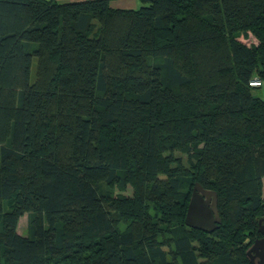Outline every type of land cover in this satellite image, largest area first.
Returning <instances> with one entry per match:
<instances>
[{
	"label": "trees",
	"instance_id": "1",
	"mask_svg": "<svg viewBox=\"0 0 264 264\" xmlns=\"http://www.w3.org/2000/svg\"><path fill=\"white\" fill-rule=\"evenodd\" d=\"M140 2L0 0V264H252L264 0ZM188 183L217 194L211 232Z\"/></svg>",
	"mask_w": 264,
	"mask_h": 264
},
{
	"label": "water",
	"instance_id": "2",
	"mask_svg": "<svg viewBox=\"0 0 264 264\" xmlns=\"http://www.w3.org/2000/svg\"><path fill=\"white\" fill-rule=\"evenodd\" d=\"M264 217L259 219L258 232L262 234L257 237L253 244L248 248L247 255L254 264V257L259 256L258 264H264ZM185 222L187 225L199 228L206 232L213 231L221 223L217 207V194L196 183L189 202Z\"/></svg>",
	"mask_w": 264,
	"mask_h": 264
},
{
	"label": "rangeland",
	"instance_id": "3",
	"mask_svg": "<svg viewBox=\"0 0 264 264\" xmlns=\"http://www.w3.org/2000/svg\"><path fill=\"white\" fill-rule=\"evenodd\" d=\"M96 27H97V25H95V29H94L93 33L91 32V34H94V33L96 32ZM37 79H38V59H37V57H34V58H33L32 68H31V80H32V82H34V81L37 80ZM262 85H264V84H262ZM262 85H261L260 87H256V88L254 89V92H255L257 95H259V96H261L262 98H264V86H262ZM175 155L178 156V157L181 159L182 164H183L184 167L189 168V166H190V161H189V158H188V156H187L186 153H178V152H176ZM192 188H193V187L190 185V183H188V184H185V185L181 188V191H184V192H190V194H191V193H192ZM106 190H107V191L109 190L112 194H116V193L120 192V191L117 190V187H114V188H106ZM125 192H126V194H131V190H130L129 188H128ZM262 195H264V190H262ZM8 205H9V202H5V208H7ZM262 224H264V223H262ZM118 225H119L120 227H122V226L124 225V221H123V219H121V220L119 221ZM17 231H18L19 233L23 234V235L26 234V232H27V214H26V213H25L23 216H21V217L19 218V220H18V225H17ZM169 236H171V235H167L166 237H162L161 239L168 238ZM252 244H253V243H251V244L248 246V248H249ZM248 258H249V260L251 261V259H250L249 256H248ZM204 259H205V257H203V256H199V260H204ZM253 261H254V264H258L255 260H253Z\"/></svg>",
	"mask_w": 264,
	"mask_h": 264
},
{
	"label": "crops",
	"instance_id": "4",
	"mask_svg": "<svg viewBox=\"0 0 264 264\" xmlns=\"http://www.w3.org/2000/svg\"><path fill=\"white\" fill-rule=\"evenodd\" d=\"M56 1L60 3H66V2H77L84 0H56ZM109 2L112 7L121 8V9H135L141 5L140 0H109Z\"/></svg>",
	"mask_w": 264,
	"mask_h": 264
},
{
	"label": "built area",
	"instance_id": "5",
	"mask_svg": "<svg viewBox=\"0 0 264 264\" xmlns=\"http://www.w3.org/2000/svg\"><path fill=\"white\" fill-rule=\"evenodd\" d=\"M248 84L252 87H260L262 85V82L258 78H253L249 80Z\"/></svg>",
	"mask_w": 264,
	"mask_h": 264
},
{
	"label": "flooded vegetation",
	"instance_id": "6",
	"mask_svg": "<svg viewBox=\"0 0 264 264\" xmlns=\"http://www.w3.org/2000/svg\"><path fill=\"white\" fill-rule=\"evenodd\" d=\"M262 223H264V221H262ZM262 236V234L261 233H259V236L258 237H261ZM253 260H255L257 263H258V260H259V256H257L256 255V257H254V259Z\"/></svg>",
	"mask_w": 264,
	"mask_h": 264
}]
</instances>
